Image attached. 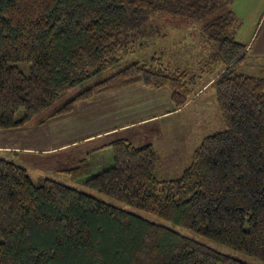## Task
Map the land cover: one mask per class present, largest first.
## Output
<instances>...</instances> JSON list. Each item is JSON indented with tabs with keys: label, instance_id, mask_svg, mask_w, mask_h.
<instances>
[{
	"label": "trees",
	"instance_id": "16d2710c",
	"mask_svg": "<svg viewBox=\"0 0 264 264\" xmlns=\"http://www.w3.org/2000/svg\"><path fill=\"white\" fill-rule=\"evenodd\" d=\"M232 3L0 0V129L44 124L136 82L168 87L176 108L184 107L199 75L168 65L163 52L89 81L165 37L169 20L192 19L202 23L192 33L214 45L213 62L200 69L212 74L225 124L201 139L176 177L158 174L152 144L126 138L92 149H108L110 165L93 171L83 157L63 170L166 223L58 180L35 179L24 164L0 157V264H252L192 233L264 262V76L238 70L249 44L236 39Z\"/></svg>",
	"mask_w": 264,
	"mask_h": 264
},
{
	"label": "crops",
	"instance_id": "0c3cea01",
	"mask_svg": "<svg viewBox=\"0 0 264 264\" xmlns=\"http://www.w3.org/2000/svg\"><path fill=\"white\" fill-rule=\"evenodd\" d=\"M165 24L164 32L167 35L181 33L182 28L184 32L193 31V28L188 29V21L176 24L169 20ZM167 35L158 39L164 40ZM261 45V48L264 47V38ZM252 47L248 50L254 54L258 48L253 50ZM162 52L166 62V52ZM212 79L210 77L198 85L195 96L181 108H176L168 87L154 88L136 82L82 100L71 112L53 117L44 124L0 129V157L14 158L24 164L29 172L36 161L54 155L68 159L70 167L81 158L88 157L89 151L94 149L84 145L96 141L98 147L113 138H126L135 146L152 144L157 153L158 174L162 178L173 177L163 174L183 171L190 164L192 153L201 141V128L207 122L198 117L205 115V109H199L200 106L195 104L211 85ZM211 99L216 102L214 92ZM141 128L147 133L142 134ZM195 140L198 144H195ZM106 158L108 161L100 163V168L112 161L110 154Z\"/></svg>",
	"mask_w": 264,
	"mask_h": 264
},
{
	"label": "rangeland",
	"instance_id": "374dc122",
	"mask_svg": "<svg viewBox=\"0 0 264 264\" xmlns=\"http://www.w3.org/2000/svg\"><path fill=\"white\" fill-rule=\"evenodd\" d=\"M232 9L234 10L235 17L237 18L234 30L236 39L241 42H246L249 44V47L253 45V50L258 48L256 53H252L249 51V58L248 60L240 64L238 66V70L253 73L259 76H264V47L261 48V42L264 38V0H233L231 4ZM196 20V21H194ZM191 23L189 24L188 29L202 28V23L199 19H192L190 20ZM183 31L181 33L172 34L168 33L167 37L164 40L155 39L152 44L149 46L148 49L143 50L141 53L137 52L135 55L127 57L117 63H115L111 68L104 71L101 74L96 75L92 79H90L89 84H92L95 81L102 80L103 78L114 74L115 72L119 71L123 67L127 66L128 64L137 61L138 59H145L150 57L154 52H166V62H169L172 65H177L183 69H187L190 71L191 74L199 75L195 82L194 87H198L201 83H204V80H208L209 77L212 76L211 73L206 72L208 68L201 70L200 66L205 62L212 52V43L209 45L208 41H204L199 33H189V31L184 32L185 29L182 28ZM201 36V35H200ZM255 40V41H254ZM206 44V45H205ZM209 64L213 62L212 58L208 59ZM207 63H205L207 67ZM202 71V72H201ZM87 84L84 83L80 85L79 89L86 87ZM214 87L212 85L208 86L206 92L200 97V100L196 102L195 105H199V109H205V115H200L198 117L200 120H204L207 122L206 126L201 128V139L203 136L208 134H212L217 131H221L225 129V124L222 121V118L219 113V109L216 102H212L211 94L214 92ZM23 112L18 114V117H21ZM141 133H147L144 128H141ZM200 139V140H201ZM97 142H91L89 144L84 145L83 147H91L95 148ZM195 144H198V141L195 140ZM110 149V148H109ZM192 147L191 150H193ZM109 151L106 148L90 150L88 158L92 162L93 171L97 170L99 164L103 161H108ZM7 158V157H6ZM108 163V165H110ZM71 163L66 159L64 156H51L47 158H42L38 162L32 165L30 171L35 179H38L39 174H43L45 177H49L60 182H63L67 185L72 187H76L79 190L85 191L103 201L109 202L113 205L121 207L125 210L135 212L137 214H141L143 216H147L148 218L158 221V222H165L158 217L151 215L147 212L140 210L137 207L129 205L125 202L112 198L102 192H99L96 189L90 188L88 185L84 183L86 177L81 178H72L69 175L65 174L63 170ZM69 167V166H68ZM35 170V171H34ZM39 171L38 173H36ZM182 171H167L163 176H173L176 177L180 175ZM170 174V175H169ZM170 178V177H169ZM166 223V222H165ZM178 228V227H177ZM181 231L185 232V229L178 228ZM191 236L198 238L202 242L207 243L208 245L212 246L213 248L227 253L233 257L239 258L246 262L252 264H264L263 261L257 260L241 251L235 250L231 247L226 245L214 242L209 239H205V237L197 234L192 233Z\"/></svg>",
	"mask_w": 264,
	"mask_h": 264
}]
</instances>
